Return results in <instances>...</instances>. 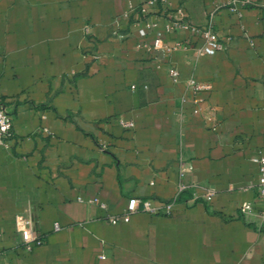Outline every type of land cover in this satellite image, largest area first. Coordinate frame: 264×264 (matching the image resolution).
I'll return each mask as SVG.
<instances>
[{"label": "crops", "instance_id": "crops-1", "mask_svg": "<svg viewBox=\"0 0 264 264\" xmlns=\"http://www.w3.org/2000/svg\"><path fill=\"white\" fill-rule=\"evenodd\" d=\"M230 1L167 6L212 24L226 51L157 55L138 47L153 36H111L116 20L130 31L125 14L143 0H0V96L14 122L11 148H0V264H264L253 161L264 156V0H239L248 3L237 11ZM190 37L205 46L188 33L166 42ZM91 47L100 60L85 55ZM180 158L200 199L123 221L132 198L174 200ZM20 215L44 241L31 251Z\"/></svg>", "mask_w": 264, "mask_h": 264}, {"label": "built area", "instance_id": "built-area-1", "mask_svg": "<svg viewBox=\"0 0 264 264\" xmlns=\"http://www.w3.org/2000/svg\"><path fill=\"white\" fill-rule=\"evenodd\" d=\"M247 3L248 2L246 1L231 0L229 2V6L232 10L237 11L241 6H244ZM167 6L168 0H143V4L140 7L132 8L125 14V18L127 19H129L132 14V21L130 20L129 25L130 31H123L121 25L116 20V29L111 34L112 38L125 40L132 35L130 33L132 29L135 30L136 35L141 39L153 36L154 43L151 47L146 43H140L138 47L148 48L153 52L155 51L157 55L172 54L179 49L193 50L198 54H202L203 52L208 51L205 49L206 46H210L211 51H226L228 49L226 44L222 41L220 34L214 29L212 24H208L204 27H198L190 21L184 9L178 8L176 10H169ZM154 8H158L156 14L152 13V9ZM161 19L164 20L163 24L160 23ZM185 33H188L189 36L192 37L201 38L205 42V46L202 48L194 47L191 37L184 41L176 42L174 45L166 42L169 35L176 34L180 36ZM85 55L96 61L100 60L102 57L94 47L89 48ZM159 57L160 56H158V58ZM168 73L174 84L181 82V74L176 65H170ZM185 83L192 96L196 98L201 86H199L195 79L186 80ZM184 101L186 100L184 99ZM201 112L202 108L198 106L195 109L194 114H200ZM122 125L126 128L134 127L132 122L122 123ZM13 137V116L8 106L4 104L0 96V148H11V141ZM253 161L259 167V193L264 196V156L255 158ZM179 163L180 181L178 184V192L174 200L159 205L150 199L140 200L138 198H132L129 200L127 209L123 216V221L129 222L131 216L138 211H143L152 215H169L175 202L183 197L186 198L187 195H191L192 200L200 199L198 194L199 185L196 180L191 178L189 164L183 158L179 159ZM214 195L215 193L210 191L202 198L206 201H211ZM98 203L103 210L108 209V205L106 203ZM249 210L250 206L248 204H244L242 206V211L245 212ZM110 221L117 222L119 221V218H111ZM16 226L18 231L21 233L22 243L25 245L27 250L31 251L34 246H40L44 243L43 239L33 229V222L29 217L23 215L18 216L16 218Z\"/></svg>", "mask_w": 264, "mask_h": 264}]
</instances>
